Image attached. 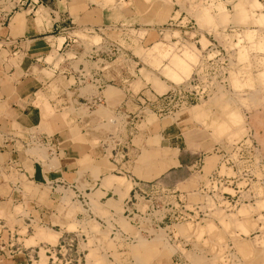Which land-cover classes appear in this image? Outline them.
<instances>
[{"label": "rangeland", "instance_id": "obj_1", "mask_svg": "<svg viewBox=\"0 0 264 264\" xmlns=\"http://www.w3.org/2000/svg\"><path fill=\"white\" fill-rule=\"evenodd\" d=\"M37 5L69 39L51 53L67 79L33 91L32 136L65 129L89 149L52 215L65 232L30 222L26 244H49L31 264H264V0H0V19ZM59 84L68 101L51 105ZM52 143L27 148L45 160ZM175 150L180 165L146 176Z\"/></svg>", "mask_w": 264, "mask_h": 264}, {"label": "crops", "instance_id": "obj_2", "mask_svg": "<svg viewBox=\"0 0 264 264\" xmlns=\"http://www.w3.org/2000/svg\"><path fill=\"white\" fill-rule=\"evenodd\" d=\"M65 24L64 15L57 16L51 7L42 5L19 8L0 19V206L5 207L0 215V264H31V253L42 245H49L43 240L26 244L33 233L31 221L59 226L65 232V227L58 224L65 215L60 217L57 212L56 224L52 223V215L64 192H74L79 178L78 160L89 149L88 146L81 148L84 143L72 141L71 133L65 129L53 133L55 136L48 135L44 129L36 132V136L44 139L49 136L55 142L45 160L38 159L32 155L31 148H27L28 141L36 139L31 128L41 123L40 110L31 100L33 91H48L52 79L64 81L67 75L65 63L51 58L53 52L58 57L63 54L60 50L69 39ZM45 72L54 77L48 78ZM111 73L117 76L123 88L127 80L125 69H112ZM96 75L102 80L105 70L100 69ZM59 86L55 98L48 101L51 105L60 106L68 101L64 97L67 88ZM98 86H101L100 81ZM110 93L109 97L114 99L115 95ZM125 104L121 100L112 107L119 110ZM177 161L180 165V160ZM47 188L57 192L58 197L53 191L48 194ZM75 196L69 198L72 205L78 201ZM16 204L28 210L29 216L14 213L12 206ZM22 228L26 233H21ZM61 236H57L58 242Z\"/></svg>", "mask_w": 264, "mask_h": 264}, {"label": "bare ground", "instance_id": "obj_3", "mask_svg": "<svg viewBox=\"0 0 264 264\" xmlns=\"http://www.w3.org/2000/svg\"><path fill=\"white\" fill-rule=\"evenodd\" d=\"M240 13H241V11H240ZM240 15V14H239ZM158 57V56H157ZM195 111H197V110H195ZM199 111V110H198ZM204 112V111H203ZM103 113V112H102ZM200 114L202 113V112H199ZM198 114V113H197ZM202 115V114H201ZM204 117V116H203ZM201 118V117H200ZM178 164V161H177V150H175L174 152H173V154H171V156L165 161V163L163 162V163H161L160 164V166L159 167H152L151 169H149L147 172H146V176L148 177V178H154V177H157L159 174H161L162 173V171L163 170H165L167 167H169V166H175V165H177ZM153 166V165H152ZM224 167V166H223ZM225 169V168H224ZM225 172V171H224ZM232 172V171H231ZM115 177H117V176H115ZM123 178V177H122ZM121 178V179H122ZM121 182V181H120ZM240 208H241V206H240ZM247 209V208H246ZM220 209H218V211H219ZM221 211V210H220ZM241 211V210H240ZM214 212V211H213ZM246 212H247V210H246ZM219 213V212H218ZM226 214V213H225ZM223 215V214H222ZM224 216V215H223ZM223 216H221L220 217V220H221V218L223 219ZM226 216V215H225ZM230 218V217H229ZM234 221V219L232 220V222ZM223 222H226V221H223ZM231 222V223H232ZM189 223V222H188ZM196 223V222H195ZM221 223V222H220ZM184 224V223H183ZM224 224V223H223ZM226 224V223H225ZM227 224H228V222H227ZM241 224V223H240ZM212 225V224H211ZM241 225H243V224H241ZM240 225V226H241ZM190 226H191V224H190ZM194 226V225H193ZM196 226V225H195ZM225 226V225H224ZM227 226V225H226ZM245 226V225H244ZM243 226V227H244ZM180 227V226H179ZM199 227V226H198ZM202 227V226H201ZM246 227L247 226H245L243 229H245V230H247L246 229ZM182 228V227H181ZM193 228H195V227H193ZM242 228V227H241ZM201 228H199V230H200ZM203 230V229H202ZM201 230V231H202ZM198 231V230H197ZM196 232V231H195ZM44 233H46V232H44ZM46 235L48 236V237H54V235L52 234V233H49V232H47L46 233ZM52 235V236H51ZM32 238H33V236H32ZM29 239V238H28ZM242 243V242H241ZM240 245V244H239ZM241 245H243V244H241ZM240 245V246H241ZM244 246L245 245H243V247H241V249H243L244 248ZM239 249V248H238Z\"/></svg>", "mask_w": 264, "mask_h": 264}, {"label": "built area", "instance_id": "obj_4", "mask_svg": "<svg viewBox=\"0 0 264 264\" xmlns=\"http://www.w3.org/2000/svg\"><path fill=\"white\" fill-rule=\"evenodd\" d=\"M136 184H138L139 182H135ZM154 185H151V187H153ZM132 190H133V195L137 192V191H141V189L140 188H138V185H135L133 188H132Z\"/></svg>", "mask_w": 264, "mask_h": 264}]
</instances>
